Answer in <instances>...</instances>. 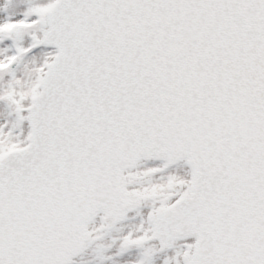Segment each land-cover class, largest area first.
Segmentation results:
<instances>
[{
    "label": "snow or ice",
    "instance_id": "obj_1",
    "mask_svg": "<svg viewBox=\"0 0 264 264\" xmlns=\"http://www.w3.org/2000/svg\"><path fill=\"white\" fill-rule=\"evenodd\" d=\"M0 264H264V0H0Z\"/></svg>",
    "mask_w": 264,
    "mask_h": 264
}]
</instances>
